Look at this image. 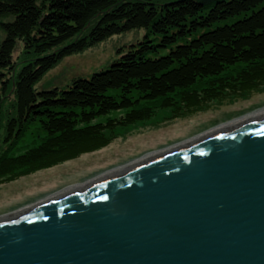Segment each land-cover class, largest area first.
<instances>
[{"label":"trees","instance_id":"16d2710c","mask_svg":"<svg viewBox=\"0 0 264 264\" xmlns=\"http://www.w3.org/2000/svg\"><path fill=\"white\" fill-rule=\"evenodd\" d=\"M201 1L0 0V89L14 95L0 185L106 148L118 128L157 110L182 118L263 90L264 0ZM140 28L144 37L106 67L61 89H36L62 59ZM17 42L31 57L9 86ZM33 123L44 133L39 143L8 151Z\"/></svg>","mask_w":264,"mask_h":264},{"label":"water","instance_id":"95a60500","mask_svg":"<svg viewBox=\"0 0 264 264\" xmlns=\"http://www.w3.org/2000/svg\"><path fill=\"white\" fill-rule=\"evenodd\" d=\"M0 264H264V116L0 219Z\"/></svg>","mask_w":264,"mask_h":264},{"label":"rangeland","instance_id":"374dc122","mask_svg":"<svg viewBox=\"0 0 264 264\" xmlns=\"http://www.w3.org/2000/svg\"><path fill=\"white\" fill-rule=\"evenodd\" d=\"M145 32V29L140 28L116 34L85 49L83 52L62 59L36 83V89H50L51 87L61 89L66 87L73 78L88 77L91 73L106 67L112 60L118 58L119 51H125L129 45L141 40ZM3 36V32H0V39ZM22 47L20 42L16 43L13 52V58L17 61L15 70L5 74V80L8 79V82H10L9 86L12 84L15 73L31 57V55L23 53ZM13 104L12 88L9 87L5 93L3 89H0V137L4 136V128L13 116ZM263 106L264 89L242 99L233 98L227 100V102L213 103L202 111L182 118H171L168 109L157 110L150 120L144 123L139 122L125 129L118 128L115 131L114 140L109 145L112 146L116 143L117 149H112L111 152H116L117 155L110 154L111 157L108 158L110 155L103 156L102 153H95L94 155H88L83 160L78 158L80 161L76 159L77 161L74 163L58 166L54 171L45 169L38 172V175L32 174L0 185V216L32 203L41 202L48 195L70 185L83 184L89 180H94L106 171L133 162L145 154L187 141L189 138L203 134L212 127L249 114ZM119 115L121 114L112 113L114 117ZM192 121H195V124H192ZM25 127L26 131L19 132L8 151L20 154L27 148L39 143V139L44 133L38 128L37 124H26ZM187 129L191 132H186ZM179 133L182 134L179 135ZM7 147L5 146L3 149L6 150ZM125 153L128 154L123 157ZM89 168L90 170L82 172ZM45 185L51 188H44ZM18 197L23 198L12 203H6ZM2 205L6 207L2 208Z\"/></svg>","mask_w":264,"mask_h":264},{"label":"bare ground","instance_id":"6f19581e","mask_svg":"<svg viewBox=\"0 0 264 264\" xmlns=\"http://www.w3.org/2000/svg\"><path fill=\"white\" fill-rule=\"evenodd\" d=\"M262 116H264V106H263V107H260V109H258V110H254L253 112H251V113H249V114H246V115H244V116H241V117L236 118V119H234V120H231V121H229V122L221 123V124L217 125L216 127H212V128H210L209 130L203 132V134H201V135L199 134V135H197V136H195V137H192L191 139L189 138L187 141H184V142H181V143H177V144H175V145H173V146H169V147H167L166 149H161V150H159V151H154V152H151V153L145 154L143 157H140V158H138L137 160H135V161H133V162L127 163L126 165L120 166L119 168H115V169H113V170L106 171V172H104L103 174H100L99 176H97L96 178H94V180H93V179H92V180H89V181H87L86 183H83V184H74V185H70V186H68V187H66V188H64V189H62V190H59V191H57V192H54L53 194L48 195V196H47L45 199H43V200H47V199H48V200H49V199L52 200V199H54V198H56V197H59V196L65 194V193L69 192V191L79 190V189H81V188H83V187L88 186L89 184H92L94 181H96V180H98V179H100V178H104V177H109V176L117 175V174H119L120 172H122V171H124V170H126V169H128V168H130V167H132V166H134V165H136V164L143 163V162H145V161H147V160H149V159H151V158H153V157H156V156H158V155H160V154H162V153H166V152H168V151H170V150H174V149L181 148V147L187 146V145H189V144H192V143H194L195 141H197L198 139L200 140L202 137H204L203 135H207V134H211V133H216V132H223V131H226V130H228V129L234 128V127H236V126H238V125H241V124H243V123H246V122H248V121H250V120L257 119V118L262 117ZM194 122H195V121H192L191 123H192V124H195ZM186 132H191V130H188V129H187ZM175 134H176V133H175ZM181 134H182V133H179V135H181ZM115 144H116V143H114L112 146L109 145L108 147L103 148V149H101V150H99V151H97V152H95V153H100V154L102 153L103 156H109L110 154H111V155H112V154H116V152H111L112 149H115V148L117 149V145H115ZM95 153H93V154H85V155H82L79 159L83 160V159L87 158L88 155H94ZM130 153H132V152H130ZM127 154H128V153H125V154L123 155V157L126 156ZM111 155H110L108 158H110ZM116 155H117V154H116ZM79 159H77V160H79ZM77 160L70 161V162H66V163H63V164H61V165H68V164H71V163L76 162ZM79 161H80V160H79ZM61 165H58V166H61ZM58 166H56V167H58ZM56 167L50 168V169H48V170H49V171H54ZM88 170H90V168H89V169H86V170H84V171H82V172H86V171H88ZM35 174L38 175V172L35 173ZM37 175H36V176H37ZM44 188H51V187L45 185ZM21 198H23V197H18L17 199L7 201L6 203H7V204H8V203H12L13 201H16V200L21 199ZM41 201H42V200H41ZM42 202H43V201H42ZM38 203H41V202L32 203V204H30V205H27V206H25V207H22L21 209L14 210V211H12V212H10V213H7V214H4V215H1V216H0V219H5V218L7 219L8 217H13V216H15V215L21 214V213H23L24 211H27L28 209H31L32 207H34V206L37 205ZM4 205H6V204H4ZM4 205H2L1 207H2V208H5L6 206H4ZM3 206H4V207H3Z\"/></svg>","mask_w":264,"mask_h":264}]
</instances>
